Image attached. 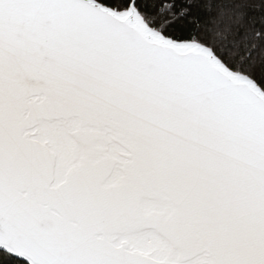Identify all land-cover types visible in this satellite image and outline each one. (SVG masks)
Listing matches in <instances>:
<instances>
[{"label": "snow or ice", "instance_id": "6c2138e0", "mask_svg": "<svg viewBox=\"0 0 264 264\" xmlns=\"http://www.w3.org/2000/svg\"><path fill=\"white\" fill-rule=\"evenodd\" d=\"M0 264H264V0H0Z\"/></svg>", "mask_w": 264, "mask_h": 264}]
</instances>
